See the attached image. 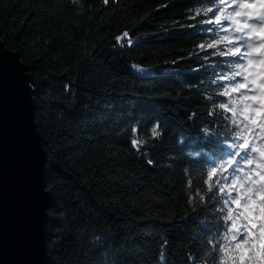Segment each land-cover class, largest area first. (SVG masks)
I'll return each instance as SVG.
<instances>
[{
    "label": "trees",
    "instance_id": "1",
    "mask_svg": "<svg viewBox=\"0 0 264 264\" xmlns=\"http://www.w3.org/2000/svg\"><path fill=\"white\" fill-rule=\"evenodd\" d=\"M208 7L216 5L0 0V39L28 69L49 161L50 264H190V254L191 264H204L201 246L222 214L214 212L216 201L202 210L200 196L211 193L205 168L190 163L188 139L227 100L212 83L227 71L224 58L197 47L217 38L199 30L216 27L202 25L212 13L195 16ZM125 31L130 47L115 40ZM155 121L163 134L152 140ZM134 125L141 129L135 134ZM131 139L147 144L137 152Z\"/></svg>",
    "mask_w": 264,
    "mask_h": 264
},
{
    "label": "snow or ice",
    "instance_id": "2",
    "mask_svg": "<svg viewBox=\"0 0 264 264\" xmlns=\"http://www.w3.org/2000/svg\"><path fill=\"white\" fill-rule=\"evenodd\" d=\"M211 3L216 5L215 10L197 9L195 16L212 13L202 25L216 27L202 26L199 30L216 31L217 38L197 47L214 49L212 55L224 58L221 62L227 65V71L218 72L212 83L222 88L217 95L227 100L208 110L212 119L189 137L187 155L193 168L206 170L207 191L211 195L200 196L202 210L210 201H216L214 212L222 215H214L216 231L204 239L200 251L204 264H264V0ZM115 40L120 47L133 44L127 31ZM132 67L144 71L137 65ZM203 67L201 63L190 71ZM196 115L191 114L190 119ZM140 130L139 125L131 129L133 134ZM148 132L152 140L160 138V121H155ZM180 142L185 143L183 136ZM130 144L139 152L147 141L131 139ZM147 163L154 162L148 159ZM188 185H192L191 179ZM196 191L199 193V189ZM188 200L191 205L193 197ZM166 245L167 240L162 248ZM188 259L191 264L196 257L190 254Z\"/></svg>",
    "mask_w": 264,
    "mask_h": 264
},
{
    "label": "water",
    "instance_id": "3",
    "mask_svg": "<svg viewBox=\"0 0 264 264\" xmlns=\"http://www.w3.org/2000/svg\"><path fill=\"white\" fill-rule=\"evenodd\" d=\"M48 168L28 69L0 39V264H50Z\"/></svg>",
    "mask_w": 264,
    "mask_h": 264
}]
</instances>
